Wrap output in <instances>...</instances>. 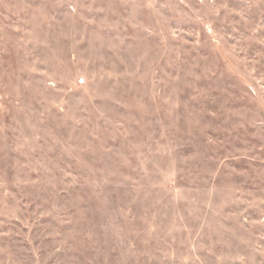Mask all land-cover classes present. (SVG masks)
Wrapping results in <instances>:
<instances>
[{"label":"rangeland","instance_id":"374dc122","mask_svg":"<svg viewBox=\"0 0 264 264\" xmlns=\"http://www.w3.org/2000/svg\"><path fill=\"white\" fill-rule=\"evenodd\" d=\"M0 264H264V0H0Z\"/></svg>","mask_w":264,"mask_h":264}]
</instances>
